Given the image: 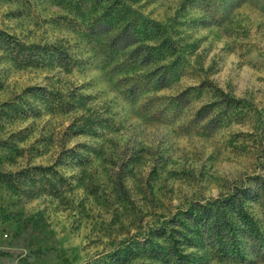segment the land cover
Masks as SVG:
<instances>
[{
  "label": "rangeland",
  "instance_id": "374dc122",
  "mask_svg": "<svg viewBox=\"0 0 264 264\" xmlns=\"http://www.w3.org/2000/svg\"><path fill=\"white\" fill-rule=\"evenodd\" d=\"M138 15L162 23L182 59L107 72L109 38ZM0 33L49 50L25 67L0 37V264H165L160 232L184 235L170 223L190 204L254 193L264 178V0H0ZM172 62L171 86L133 100L131 77ZM203 81L253 112L213 133L192 125L215 100ZM248 208L264 232L259 205ZM175 238L194 264H264L245 241L221 261Z\"/></svg>",
  "mask_w": 264,
  "mask_h": 264
},
{
  "label": "trees",
  "instance_id": "16d2710c",
  "mask_svg": "<svg viewBox=\"0 0 264 264\" xmlns=\"http://www.w3.org/2000/svg\"><path fill=\"white\" fill-rule=\"evenodd\" d=\"M120 12L121 10H116L112 13ZM0 37L15 60L25 67L40 65L44 61L42 56L49 51L46 47L26 46L4 33H0ZM152 41L157 44H150ZM49 53V58L57 60L60 66L67 67L70 62L62 50H52ZM118 54L124 59L117 60ZM170 56L175 57L176 63L182 59L183 53L168 29L159 21L138 15L109 38L105 67L108 68L113 62L107 70L109 73L138 72ZM175 63L161 64L151 72L131 77L132 80L136 78L135 83L127 91L133 100L142 93L160 91L171 86L177 78ZM121 80L125 81L126 78ZM196 88L207 90L215 99L202 105L193 115L191 124L201 125L204 131L216 132L228 124L231 117L244 119L253 112L246 101L224 93L211 82L203 81ZM189 92L187 89L177 95L174 99L176 105L182 109L187 107L191 100ZM261 121L259 118V125ZM253 180L254 193H251L249 187L238 186L228 194L212 200L190 204L180 213L181 218H175L170 223L182 227L186 231L184 235L174 228L161 230L160 237H165L167 246L159 247L156 251L160 261L165 264H194L190 255L184 253L182 243L175 238V235H178L183 237V243H187L189 247L192 243H195V246L199 243L206 245L208 249L213 250L214 257L221 261L237 260L242 251V242L245 241L249 254L264 262V232L261 222L255 219L248 208V204L257 203L264 223V178L254 176Z\"/></svg>",
  "mask_w": 264,
  "mask_h": 264
}]
</instances>
